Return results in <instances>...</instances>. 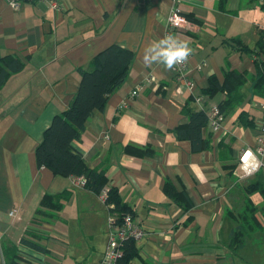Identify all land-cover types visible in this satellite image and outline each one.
Listing matches in <instances>:
<instances>
[{
    "label": "crops",
    "instance_id": "obj_1",
    "mask_svg": "<svg viewBox=\"0 0 264 264\" xmlns=\"http://www.w3.org/2000/svg\"><path fill=\"white\" fill-rule=\"evenodd\" d=\"M57 2L59 8L39 1L14 8L0 0V60L12 56L24 64L0 90V257L1 252L12 256L21 246L25 252H45V264L101 260L109 209L115 204L104 203L99 194L77 184L74 176L38 167L36 148L53 117L75 98L79 68L90 67L100 51L119 44L135 53L128 77L109 95L105 108L87 119L74 147L90 166L106 169L107 187H116L141 221L145 235L137 240L139 253L131 264H258L247 262L242 250L230 249V242L243 213L251 210L248 202L258 210L264 205L259 206L264 199L260 192L248 195L246 190L252 182L264 183V172L240 180L237 167L239 152L255 145L256 124L264 119L262 109L259 114L250 109L261 108L264 102V93L254 88L259 63L264 61L260 48L264 0H179L177 5L190 24L174 37L192 50L184 80L177 79L173 68L143 61L145 50L166 36L173 0ZM243 44L254 51L240 50ZM227 69L244 73L237 88L243 100L224 113V133L216 136L210 123L204 128V137L213 132L211 147L194 151L190 140L177 139L170 130L189 121L185 106L200 108L191 97L203 93L214 77L223 83ZM186 79L196 82L194 92ZM135 89L138 95L132 96ZM219 93L221 98L214 101ZM214 96L206 97L207 110L226 98V90ZM239 107L237 119L231 122V113ZM243 112L255 125L243 121ZM220 141L226 146L221 148ZM131 144L150 145L156 154H128L125 147ZM236 163L237 169L230 167ZM167 180L185 189L192 203L189 210L166 194ZM65 191L61 209L51 212L58 225L37 213L46 194ZM13 209L15 217L10 215ZM74 219L80 220L82 236L70 233ZM34 233L42 238L33 237ZM23 238L45 249H35ZM85 249L90 253L83 257L80 252Z\"/></svg>",
    "mask_w": 264,
    "mask_h": 264
},
{
    "label": "trees",
    "instance_id": "obj_2",
    "mask_svg": "<svg viewBox=\"0 0 264 264\" xmlns=\"http://www.w3.org/2000/svg\"><path fill=\"white\" fill-rule=\"evenodd\" d=\"M225 1L227 0H221V3ZM260 48L264 49L263 42H260ZM240 50L247 53L254 51L244 44L241 45ZM134 58L133 50L119 44H112L93 58L90 67L79 68L80 83L75 98L68 108L53 117L51 124L44 131L42 141L36 148L38 167H47L55 174L63 176H84L86 181L84 186L96 194H100L107 187L109 178L106 169L90 166L85 161L84 155L74 147V142L81 139L86 129L87 119L96 111H102L109 95L126 81ZM23 66V62L15 57L5 56L1 58L0 90L11 73L20 71ZM244 79V73L227 69L223 83L214 77L211 79L210 85L202 92L212 98L218 91L226 90V98L218 104L221 110L227 114L230 109H233L243 100V95L237 92V88L244 82ZM254 88L264 93V61L259 63V74L254 80ZM193 100L194 98L191 97V101ZM183 112L188 116L189 121L170 131H173L177 139L190 140L194 151L210 148L213 132L206 137L203 134L204 128L209 124L208 110L206 108H193L188 104ZM242 114V119L247 125H255V120H247L246 114L244 112ZM219 145L221 148L226 146L222 141ZM125 152L136 157H151L155 156L156 149L150 145L137 146L131 144L125 147ZM236 166L237 163L230 167L234 169ZM164 190L172 200L183 207L184 211L192 207L185 189H179L172 181H166ZM246 190L248 195L260 192L264 197V183L261 180L250 183ZM67 195L68 191L57 195L46 194L37 213L51 216V212L61 209V199L66 198ZM106 203L108 205L114 203L115 206L110 209L117 210L119 214L128 212L135 215L133 210L122 201L116 187H109ZM248 206L251 210L243 213L242 223L230 242V249H235V251L242 244L243 236L249 230L254 232L264 229V205L260 210L254 206L253 202H248ZM33 237L39 238L41 236L34 233ZM22 241L35 249H45L41 243L35 240L23 238ZM136 243L137 240L132 238L124 242L123 256L117 264H131L134 257L139 253ZM15 256L16 252H13L10 257L8 254L5 255L10 264L17 262Z\"/></svg>",
    "mask_w": 264,
    "mask_h": 264
},
{
    "label": "built area",
    "instance_id": "obj_3",
    "mask_svg": "<svg viewBox=\"0 0 264 264\" xmlns=\"http://www.w3.org/2000/svg\"><path fill=\"white\" fill-rule=\"evenodd\" d=\"M50 2L54 8H59L57 0H7V3L19 8L23 2ZM179 0H173L171 12L167 18L166 35L175 36L180 30L187 28L190 24L188 17L182 13L181 8L177 5ZM188 59L173 67V71L177 75V79L184 80L188 69ZM153 79L151 77L149 80ZM189 89L194 92L197 84L192 79H186ZM132 96L138 95V90L132 91ZM207 95L196 93L193 95L194 101L199 104L200 108H205L207 103ZM209 98V97H208ZM126 102L123 103V106ZM261 109L264 111V102L261 104ZM209 123L212 131L216 136L224 133L223 121L225 118L224 112L218 103L211 105L208 110ZM256 143L253 146L243 148L238 154V168L241 171L239 179L250 178L259 172H264V119L256 124ZM219 134V135H218ZM219 140L221 137H217ZM77 184L84 186L85 177H75ZM109 187H105L99 194L100 198L106 203ZM107 204V203H106ZM110 205V204H109ZM114 207V206H113ZM111 207V208H113ZM110 210L108 218V238L104 254L98 264H117L123 256V245L126 240H140L145 235V230L141 226L139 218L131 213L119 214L117 210ZM16 209L10 211L11 216H16ZM4 252H1L0 264H10L6 259ZM46 254L45 252H25L24 248L19 246L16 252L15 264H45L43 263ZM47 264V263H46Z\"/></svg>",
    "mask_w": 264,
    "mask_h": 264
},
{
    "label": "rangeland",
    "instance_id": "obj_4",
    "mask_svg": "<svg viewBox=\"0 0 264 264\" xmlns=\"http://www.w3.org/2000/svg\"><path fill=\"white\" fill-rule=\"evenodd\" d=\"M260 18H256L255 20H258ZM221 98V94H217L216 96L213 97L214 101H218ZM258 103H260V99L257 98L255 99ZM246 102L243 103L242 107L244 108ZM262 103V102H261ZM260 103V105H261ZM250 104V103H249ZM248 105V104H246ZM239 108H236L230 116V120L231 122L235 119H237L238 116V111ZM250 109L256 113L259 114L260 113V107L256 106V107H251ZM237 128L240 129V132L242 131V133H244V127L240 126L238 123L236 124ZM244 137V134H243ZM238 141V140H237ZM238 143L240 144V142L238 141ZM241 174V172H240ZM252 178V177H251ZM257 195V194H256ZM264 204V199L262 198V201L259 203V206H262ZM70 210V208H68ZM56 212V211H53ZM49 219L51 220V223L58 225L60 223L59 220H57V217H49ZM70 233L71 235H76V236H82L81 232H80V220L74 219L72 221H70ZM239 228V226L235 227V230L232 231V238L236 232V230ZM52 234V233H51ZM69 235V233H68ZM243 242L242 244L237 247V251L238 250H242V252H244V257L245 259H247L246 261L249 263H256L258 262V264H264V229L263 230H257L252 232L251 230L248 231V233L246 235L243 236ZM69 236L68 238H66V242H69ZM235 250V249H233ZM255 252H257L255 254ZM5 253V252H4ZM90 252H87L86 249L83 252H80V255L85 257L87 255H89ZM6 255V253H5ZM69 256L71 255L70 253L68 254ZM68 256V257H69ZM1 260V257H0ZM67 260H69V258H67ZM66 260V261H67Z\"/></svg>",
    "mask_w": 264,
    "mask_h": 264
},
{
    "label": "clouds",
    "instance_id": "obj_5",
    "mask_svg": "<svg viewBox=\"0 0 264 264\" xmlns=\"http://www.w3.org/2000/svg\"><path fill=\"white\" fill-rule=\"evenodd\" d=\"M191 48L186 41H181L172 35H166L144 52L145 65L158 63L166 69L185 62L191 55Z\"/></svg>",
    "mask_w": 264,
    "mask_h": 264
}]
</instances>
